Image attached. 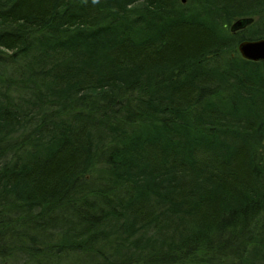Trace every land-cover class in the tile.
Wrapping results in <instances>:
<instances>
[{
  "label": "trees",
  "instance_id": "obj_1",
  "mask_svg": "<svg viewBox=\"0 0 264 264\" xmlns=\"http://www.w3.org/2000/svg\"><path fill=\"white\" fill-rule=\"evenodd\" d=\"M260 38L264 0H0V264H264Z\"/></svg>",
  "mask_w": 264,
  "mask_h": 264
},
{
  "label": "water",
  "instance_id": "obj_2",
  "mask_svg": "<svg viewBox=\"0 0 264 264\" xmlns=\"http://www.w3.org/2000/svg\"><path fill=\"white\" fill-rule=\"evenodd\" d=\"M253 18L248 19H238L236 20L231 29L237 31L247 26L251 23ZM239 52L243 58L252 60V61H261L264 60V38L255 39V40H243L239 43L238 46Z\"/></svg>",
  "mask_w": 264,
  "mask_h": 264
},
{
  "label": "rangeland",
  "instance_id": "obj_3",
  "mask_svg": "<svg viewBox=\"0 0 264 264\" xmlns=\"http://www.w3.org/2000/svg\"><path fill=\"white\" fill-rule=\"evenodd\" d=\"M234 22H235V21H234ZM234 22H233V23H234Z\"/></svg>",
  "mask_w": 264,
  "mask_h": 264
}]
</instances>
